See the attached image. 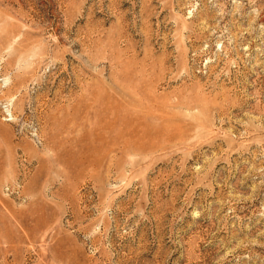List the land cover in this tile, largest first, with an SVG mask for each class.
Listing matches in <instances>:
<instances>
[{
	"label": "rangeland",
	"instance_id": "374dc122",
	"mask_svg": "<svg viewBox=\"0 0 264 264\" xmlns=\"http://www.w3.org/2000/svg\"><path fill=\"white\" fill-rule=\"evenodd\" d=\"M0 264H264V0H0Z\"/></svg>",
	"mask_w": 264,
	"mask_h": 264
},
{
	"label": "bare ground",
	"instance_id": "6f19581e",
	"mask_svg": "<svg viewBox=\"0 0 264 264\" xmlns=\"http://www.w3.org/2000/svg\"><path fill=\"white\" fill-rule=\"evenodd\" d=\"M9 121V120H8Z\"/></svg>",
	"mask_w": 264,
	"mask_h": 264
}]
</instances>
